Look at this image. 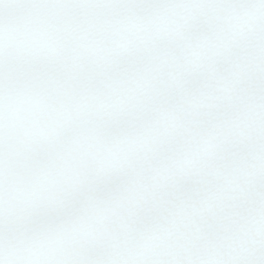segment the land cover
Returning a JSON list of instances; mask_svg holds the SVG:
<instances>
[{
  "label": "snow or ice",
  "instance_id": "1",
  "mask_svg": "<svg viewBox=\"0 0 264 264\" xmlns=\"http://www.w3.org/2000/svg\"><path fill=\"white\" fill-rule=\"evenodd\" d=\"M0 264H264V0H0Z\"/></svg>",
  "mask_w": 264,
  "mask_h": 264
}]
</instances>
